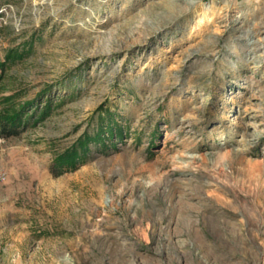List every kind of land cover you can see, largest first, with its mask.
Masks as SVG:
<instances>
[{"label":"rangeland","instance_id":"rangeland-1","mask_svg":"<svg viewBox=\"0 0 264 264\" xmlns=\"http://www.w3.org/2000/svg\"><path fill=\"white\" fill-rule=\"evenodd\" d=\"M7 118L0 264H264V0H0Z\"/></svg>","mask_w":264,"mask_h":264},{"label":"trees","instance_id":"trees-1","mask_svg":"<svg viewBox=\"0 0 264 264\" xmlns=\"http://www.w3.org/2000/svg\"><path fill=\"white\" fill-rule=\"evenodd\" d=\"M10 121H12L11 119H5V120H0V131L1 134L6 133V130L8 129V126L10 125ZM12 132H15L14 129H11Z\"/></svg>","mask_w":264,"mask_h":264}]
</instances>
